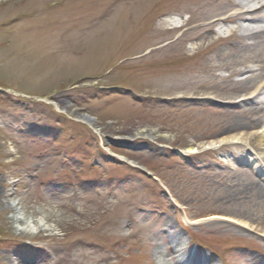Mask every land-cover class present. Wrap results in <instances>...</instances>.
<instances>
[{
  "label": "rangeland",
  "instance_id": "1",
  "mask_svg": "<svg viewBox=\"0 0 264 264\" xmlns=\"http://www.w3.org/2000/svg\"><path fill=\"white\" fill-rule=\"evenodd\" d=\"M262 2L0 0V264H94L91 242L99 264H158V246L179 264L172 234L197 247L190 261L264 264V193H231L250 180L264 192L262 131L184 153L249 120L232 104L264 71L249 85L236 72L264 66V44L235 52L254 28L238 14L264 28ZM139 131L164 139H126ZM213 215L234 224L198 223Z\"/></svg>",
  "mask_w": 264,
  "mask_h": 264
},
{
  "label": "bare ground",
  "instance_id": "2",
  "mask_svg": "<svg viewBox=\"0 0 264 264\" xmlns=\"http://www.w3.org/2000/svg\"><path fill=\"white\" fill-rule=\"evenodd\" d=\"M241 4L240 5H246L250 4L252 0H238ZM261 8L264 7V2L261 3L260 5ZM253 10H245L241 13L238 14V19L239 21H242L245 24L251 25L252 29H246L248 33H245V40L250 41L248 42H243V43H238L235 46V52L240 53L241 51H246L250 52L252 51L258 44L262 45L264 44V28L260 27V22L262 21L260 17H255V14L251 13ZM251 13V14H250ZM245 32V31H244ZM239 59H243V57L239 54L237 56ZM236 58V56H235ZM250 60V59H249ZM250 63H254L253 60L250 61ZM264 71V66L263 63L260 61L256 60V63L254 67H249L246 66L242 70L236 72V75H249L243 82L247 83L246 85H249L252 81H255L258 79L261 74ZM234 74V73H233ZM252 88H246V90L250 93V97L248 99H244L239 103H233L232 106L235 108L240 107L241 108V114H244L249 117V120L247 122H235L233 123L232 121H227L226 123L221 127L220 129V138L218 139L217 142H208L207 144H203L201 146H196V147H187L184 150V153L194 155L197 154L198 148H214L216 146L221 145L222 143H225L227 141V134L230 131H235V130H251V129H257L261 130V133H254L252 136L254 137V143L256 144V148L258 150L257 154L255 155L256 160L254 161V170L258 173L263 174L264 168L262 166V163H264V83L261 84L260 86H256L253 91L251 90ZM241 91V90H240ZM241 93V92H240ZM215 110L218 111L220 114H230V111L226 109L227 106L223 105H215L213 106ZM57 111H59L57 109ZM73 120L75 122L81 123V124H87L90 126H93L94 123L93 121L86 115H82L80 113H73ZM228 117V116H227ZM229 122V123H228ZM96 133L100 134V131L96 129ZM139 138H144L147 139L148 141L154 142L157 139H164V136H159L158 134L154 133L153 131H139L130 137H127L126 139H139ZM262 159V160H260ZM230 189V187H229ZM228 189V190H229ZM230 191V190H229ZM232 194H237L236 196L238 197H244L248 196L249 200H258L257 202L260 203L262 199V194L263 192V187L259 182H254V181H248L246 185H235L234 190L231 192ZM264 195V194H263ZM73 197V196H72ZM59 201L61 204L65 203L66 201L65 198L62 196H58ZM71 198V197H70ZM260 198V199H259ZM0 208H4V205L1 204ZM212 220H218V221H224L228 223L234 224L232 222V218H227L219 215H213L205 219H201L198 223L204 222V221H212ZM21 221L26 229L29 228V223L27 220H19ZM169 222V221H168ZM186 224H188V221L185 219ZM172 224V223H171ZM235 229H240L243 230L242 228L235 227ZM180 236L176 234H172V242H173V255L175 258H177L179 264H205L202 260H197V261H190L192 255L197 254L200 255L199 251H189L187 253V245L185 240H179ZM82 246L85 247V249H88L90 253L94 254L93 256V261L94 264H99L100 262H103L105 260L104 257L98 256V250L99 247L95 245L94 243H88V244H83ZM198 250V249H196ZM154 259L156 263L158 264H165L166 263V256L164 253V248L162 246H158V248L154 252Z\"/></svg>",
  "mask_w": 264,
  "mask_h": 264
}]
</instances>
